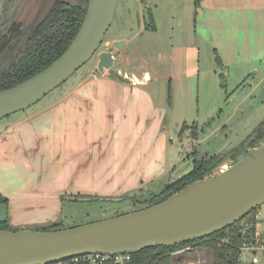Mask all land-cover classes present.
Returning a JSON list of instances; mask_svg holds the SVG:
<instances>
[{"label": "rangeland", "instance_id": "rangeland-1", "mask_svg": "<svg viewBox=\"0 0 264 264\" xmlns=\"http://www.w3.org/2000/svg\"><path fill=\"white\" fill-rule=\"evenodd\" d=\"M56 1L20 0L14 9L13 2L0 0V33L4 34L8 21L24 25L17 40L0 56V71L19 56L31 32ZM64 1L86 6L88 0ZM145 8L152 9L156 30L149 28L135 34L143 19L139 3L136 0H118L113 21L98 52L108 49L107 45L115 49L117 59L111 75L117 77L120 72L126 75L128 66L119 55L121 50L113 42L119 36L135 34L127 47L132 59L129 69L140 75L148 71L152 75L148 88L153 87L156 94L167 96L169 105L172 104L169 122L164 124L161 137L174 144L172 152L181 157L175 172L182 176L193 167L195 156L191 152L194 147L200 156L226 152L245 141L259 126H264V0H147ZM185 48L194 52L187 62L184 61ZM97 60L96 53L66 82L37 103L0 119V130L19 116L46 105L49 100H60L81 80L101 77ZM32 118L24 119L17 126L31 122ZM184 124L197 125L196 139L192 137L191 129L180 136ZM95 146L99 148L94 140L90 141V161L97 155ZM104 146L113 151L110 143ZM40 151L43 162L36 164V169L41 168L38 172L44 173L45 177L37 176L42 183L36 185L49 191L55 188L58 195L48 200L50 209L46 212L50 218L43 216V220L38 222L34 220L39 219L35 213L27 215L23 212V215L12 218L11 224L16 228L29 226L35 229L58 223L65 229L129 213L144 205L138 201L148 196V189L158 193L173 181L171 176H167L123 194L132 185L137 187L139 182H117L118 177L102 172L72 186V183L61 179L62 175L58 176L63 173L64 166L62 161L54 166L55 153L49 136L41 142ZM56 153L62 154L61 151ZM230 166L231 160L228 159L217 170ZM54 167L56 175L53 176ZM77 193L87 195V198L122 199H64L66 195ZM6 214V205L0 204V216L4 218ZM262 218L264 230V215ZM184 248L179 254H175L177 251L173 253L172 264H215L214 253L207 248L196 244ZM123 260L127 264L130 259L124 257ZM250 260L249 254H243L241 264H252Z\"/></svg>", "mask_w": 264, "mask_h": 264}, {"label": "crops", "instance_id": "crops-1", "mask_svg": "<svg viewBox=\"0 0 264 264\" xmlns=\"http://www.w3.org/2000/svg\"><path fill=\"white\" fill-rule=\"evenodd\" d=\"M136 1L143 13L141 0ZM147 29L143 18L135 34ZM135 34L118 37L127 42L119 55L128 66L125 70H130V76L119 71L120 78L113 77L109 72L101 77L83 79L60 100H49L46 105L19 116L0 130V193L8 199L7 217L11 223L12 218L23 215V212L27 215L35 213L39 219L34 220L38 222L43 220V216L51 217L46 211L49 212V201L58 195L57 191L36 185L42 183L37 176L45 177L44 173L38 172L41 168L36 169V164L43 162L40 150L46 136H49L55 153L54 166L59 161L63 162L64 171L58 176L62 175L61 179L72 183V186L93 174L104 172L107 176L118 177L117 182H139L137 187L132 185L133 188L125 190V194L167 176H171L172 180L181 177L175 172L181 157L172 152L174 144L161 137L164 124L169 122L172 104L169 105L167 96L156 94L153 87L148 88L152 81L148 71L140 75L129 69L132 59L127 47ZM113 51L115 64L117 56L115 49ZM183 53L186 62L194 55L189 48H185ZM29 117H33L31 122L17 126ZM92 140L99 148L95 146L98 152L90 161L88 148ZM105 143H110L113 151L105 147ZM57 151L62 154L57 155ZM55 170L56 167L52 168L53 176L56 175ZM256 215L257 231L264 237V204ZM20 229L32 228L22 226Z\"/></svg>", "mask_w": 264, "mask_h": 264}, {"label": "water", "instance_id": "water-1", "mask_svg": "<svg viewBox=\"0 0 264 264\" xmlns=\"http://www.w3.org/2000/svg\"><path fill=\"white\" fill-rule=\"evenodd\" d=\"M118 0H89L84 20L67 49L43 70L0 90V119L31 107L66 82L97 53V70L108 74L114 51L98 52L113 21ZM119 50L126 39L114 40ZM64 199L121 197L64 196ZM264 204V143L210 177L191 182L167 199L129 213L59 230L0 229V264H51L102 253L133 254L213 235Z\"/></svg>", "mask_w": 264, "mask_h": 264}, {"label": "trees", "instance_id": "trees-1", "mask_svg": "<svg viewBox=\"0 0 264 264\" xmlns=\"http://www.w3.org/2000/svg\"><path fill=\"white\" fill-rule=\"evenodd\" d=\"M19 1L9 0L10 3L13 2L14 9L17 8ZM87 5L80 6L64 0H57L49 13L31 32L23 49L20 50L19 56L0 71V90L9 88L28 79L62 55L78 33L86 14ZM145 24L146 28L156 30L153 11L150 8L147 10ZM23 28L24 25L21 22L8 21L6 23L4 34L0 33V56L20 36ZM217 60L221 63L219 58ZM188 129H191L192 137L196 139L198 131L197 125L189 126L188 124H184L180 136ZM263 143L264 126H259L245 141L226 152L200 156L197 155L198 150L194 147L193 154L195 159L192 169L181 177L175 178L171 183L166 184L158 193L148 189V193L150 192L148 196L138 201L144 204L139 209L149 207L167 199L170 195L182 190L193 181L210 177L228 159L231 160V165L235 164L247 155L249 148L258 147ZM74 196L87 197V195L81 194ZM125 197L129 198V196ZM132 199L136 200V198ZM0 204H8L7 197L2 193H0ZM258 209L259 207L253 208L242 220L235 222L213 235L173 246L149 247L133 253L130 255V260H128L129 263L127 264H172L173 253L192 244L203 246L212 251L214 253L215 264H241V247L243 243L253 241L255 233L258 230V219L256 217ZM0 229L17 231L20 228L12 226L6 214L4 218L0 216ZM59 229H63L62 225L52 223L37 227L34 230L49 231ZM226 235L230 237L235 246L225 244L218 246L217 237ZM66 261H69L70 264H90V261L85 257L79 258L77 262H72L71 258L66 259Z\"/></svg>", "mask_w": 264, "mask_h": 264}, {"label": "built area", "instance_id": "built-area-1", "mask_svg": "<svg viewBox=\"0 0 264 264\" xmlns=\"http://www.w3.org/2000/svg\"><path fill=\"white\" fill-rule=\"evenodd\" d=\"M217 240L218 246H222L224 244L235 246L228 235L217 237ZM241 249V261L243 254H249L251 256L250 261L252 264H264V237L262 236L261 232L257 231L255 233L254 240L243 243ZM81 257L87 258L90 261V264H125L126 262H124L125 260H123V258L126 257V259H130V254L116 256H110L102 253L87 254L83 256L71 257L72 262H77ZM51 264H70V262L66 261V259H63Z\"/></svg>", "mask_w": 264, "mask_h": 264}, {"label": "flooded vegetation", "instance_id": "flooded-vegetation-1", "mask_svg": "<svg viewBox=\"0 0 264 264\" xmlns=\"http://www.w3.org/2000/svg\"><path fill=\"white\" fill-rule=\"evenodd\" d=\"M141 3H142V4H141V7H142V9H143V11H144V12L142 13V15H143V18L146 19V17H147V10L149 9V8H148V9L145 8V3H147V0H141ZM18 37H19V36H18ZM18 37H17V38H18ZM17 38H16L14 41H16ZM14 41H13V42H14ZM26 41H27V40H26ZM106 48L111 49V50H114L112 47L110 48V45H107ZM22 49H23V48H22ZM193 152H194V151H192L191 153L193 154Z\"/></svg>", "mask_w": 264, "mask_h": 264}]
</instances>
